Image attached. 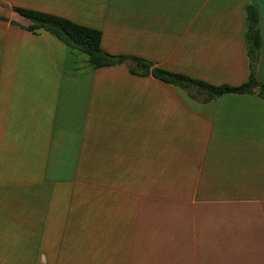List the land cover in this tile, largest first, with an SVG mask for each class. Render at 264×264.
<instances>
[{"label":"crops","instance_id":"crops-1","mask_svg":"<svg viewBox=\"0 0 264 264\" xmlns=\"http://www.w3.org/2000/svg\"><path fill=\"white\" fill-rule=\"evenodd\" d=\"M247 5L264 86V0H0V264H264V99L93 69L14 11L237 87Z\"/></svg>","mask_w":264,"mask_h":264},{"label":"trees","instance_id":"trees-1","mask_svg":"<svg viewBox=\"0 0 264 264\" xmlns=\"http://www.w3.org/2000/svg\"><path fill=\"white\" fill-rule=\"evenodd\" d=\"M14 11L30 22V26L25 28L26 31L44 30L71 51L84 54L87 57L88 65L93 69L126 65L131 74L150 75L160 82L187 92L191 97H194L193 94L204 95L205 102H211L224 94H248L264 99V86L257 81L255 74L261 42L257 27L258 15L252 5H247L245 8V42L249 73L247 80L237 87L215 86L186 75L171 73L156 68L151 62L138 57L111 55L101 48V32L98 30L37 11L20 8H15ZM0 20L4 19L0 18Z\"/></svg>","mask_w":264,"mask_h":264}]
</instances>
